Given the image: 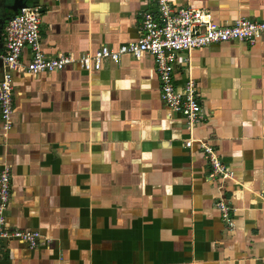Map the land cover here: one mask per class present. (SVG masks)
Instances as JSON below:
<instances>
[{
	"label": "crops",
	"instance_id": "0c3cea01",
	"mask_svg": "<svg viewBox=\"0 0 264 264\" xmlns=\"http://www.w3.org/2000/svg\"><path fill=\"white\" fill-rule=\"evenodd\" d=\"M171 1L209 11L218 25L264 19V0ZM22 3L45 9L47 56L136 41L143 11L155 9L150 0ZM181 54L176 84L196 82L205 117L192 128L161 99L150 54L99 71L14 74L12 129L0 120V169L12 168L7 223L49 242H8L0 264H264V37ZM201 143L233 178L209 179Z\"/></svg>",
	"mask_w": 264,
	"mask_h": 264
},
{
	"label": "built area",
	"instance_id": "2783aa9c",
	"mask_svg": "<svg viewBox=\"0 0 264 264\" xmlns=\"http://www.w3.org/2000/svg\"><path fill=\"white\" fill-rule=\"evenodd\" d=\"M150 1L155 9L143 11L142 35L139 39L121 44L118 48L103 44L93 53L78 55L60 53L47 56L44 53L41 47L42 5H27L14 14L2 31L5 52L1 54L3 71L0 78V120L4 132L13 127L15 73H52L62 71L72 64L86 71H99L107 61L119 62L124 55L136 59L146 54L152 55L157 65L163 102L171 110L182 113L190 128L200 123L205 117L197 96L196 82L189 79L178 86L175 81L177 65L188 62V58L181 53L229 41L255 44L264 37V19L242 17L230 24L218 25L213 23L211 13L205 9L175 8L171 0ZM25 48L31 50V58L27 61L23 60ZM192 144V139L186 142L187 147ZM200 146L211 167L209 179L233 178L234 171L226 167L213 147L206 143ZM11 176V165L0 169V261L7 251L8 242L18 241L31 249L49 242L39 231L19 229L7 223L6 211L12 197ZM218 207L224 219L233 226L231 207L225 202H219Z\"/></svg>",
	"mask_w": 264,
	"mask_h": 264
},
{
	"label": "water",
	"instance_id": "95a60500",
	"mask_svg": "<svg viewBox=\"0 0 264 264\" xmlns=\"http://www.w3.org/2000/svg\"><path fill=\"white\" fill-rule=\"evenodd\" d=\"M14 1H18L19 2V0H14ZM12 2H13V0H0V40L2 39V27H3V24L5 23V20H4V18L3 17H5L4 16V13H5V9L7 8L6 6H10V4H12ZM26 3H22V5L20 6V7H17V8H15V12H14V14H16L22 7H24V6H27V5H25ZM45 9L43 8V11H44ZM11 18V17H10ZM9 20V19H8ZM3 66V61H2V58H1V53H0V68ZM0 71H1V69H0Z\"/></svg>",
	"mask_w": 264,
	"mask_h": 264
},
{
	"label": "flooded vegetation",
	"instance_id": "af4514ba",
	"mask_svg": "<svg viewBox=\"0 0 264 264\" xmlns=\"http://www.w3.org/2000/svg\"><path fill=\"white\" fill-rule=\"evenodd\" d=\"M15 4H16V1L13 0L12 4H10V6H6L7 8L5 9V13H4V20H5V23L3 24V28L4 26L6 25V23L8 22V19H10V17H12L14 15V12H15Z\"/></svg>",
	"mask_w": 264,
	"mask_h": 264
}]
</instances>
